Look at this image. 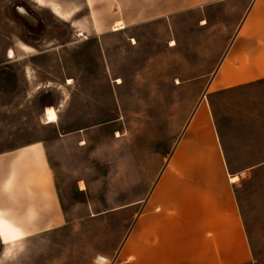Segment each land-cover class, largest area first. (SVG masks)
<instances>
[{
	"label": "rangeland",
	"instance_id": "1",
	"mask_svg": "<svg viewBox=\"0 0 264 264\" xmlns=\"http://www.w3.org/2000/svg\"><path fill=\"white\" fill-rule=\"evenodd\" d=\"M53 1L79 11L61 19L35 0H0V155L40 142L66 219L12 245L0 239V264H97L99 255L110 264L131 215L148 214L147 199L202 101L222 140L250 264H264V79L211 84L216 74L244 71L220 69L244 4L105 31L91 27L85 0ZM47 106L57 108L56 122H45Z\"/></svg>",
	"mask_w": 264,
	"mask_h": 264
},
{
	"label": "crops",
	"instance_id": "2",
	"mask_svg": "<svg viewBox=\"0 0 264 264\" xmlns=\"http://www.w3.org/2000/svg\"><path fill=\"white\" fill-rule=\"evenodd\" d=\"M240 1L244 8L239 29L220 69L225 64L229 70L244 71L224 77L216 74L211 84L224 88L264 79V0H85V4L94 30L113 31L117 21L124 27L116 30L162 18L173 22L186 10ZM186 138L193 142L189 149L182 145ZM187 151L193 152L191 156ZM152 190L146 202L148 214L131 215L130 228L110 264L253 261L241 210L228 180L222 140L208 104L202 101L192 114ZM61 202L40 142L0 155V210L21 232L13 243L4 242L0 235L3 243L12 245L60 226L66 219Z\"/></svg>",
	"mask_w": 264,
	"mask_h": 264
},
{
	"label": "bare ground",
	"instance_id": "3",
	"mask_svg": "<svg viewBox=\"0 0 264 264\" xmlns=\"http://www.w3.org/2000/svg\"><path fill=\"white\" fill-rule=\"evenodd\" d=\"M37 3H39L40 5H44L47 4L49 5V7L51 8L52 12L57 15L58 17L62 18H71L74 16V14L79 11L78 6H74V7H64L63 5L61 6L58 2H55L53 0H35ZM124 25L122 22H116L115 27L113 29V31H116V29H120L123 28ZM82 34V33H81ZM174 43V42H172ZM23 49L25 51L29 50L30 47L27 46H23ZM15 55V52L13 49L9 50V58L13 57ZM44 119L45 122H56L58 120V110L56 107L54 106H47V108L44 111ZM231 181H236L238 179V175L237 174H231L230 176ZM0 223H2V227H0V235L2 237V239L4 240V242H10L13 243L14 239H18L21 236V232L19 229H17L16 227H13L9 221L5 218L4 213L0 210ZM107 257L106 256H102L99 255L96 258V261L100 264H104L106 263ZM52 264H61V263H52Z\"/></svg>",
	"mask_w": 264,
	"mask_h": 264
},
{
	"label": "snow or ice",
	"instance_id": "4",
	"mask_svg": "<svg viewBox=\"0 0 264 264\" xmlns=\"http://www.w3.org/2000/svg\"><path fill=\"white\" fill-rule=\"evenodd\" d=\"M0 227H2V223H0Z\"/></svg>",
	"mask_w": 264,
	"mask_h": 264
}]
</instances>
